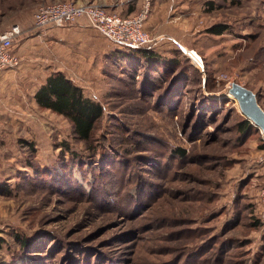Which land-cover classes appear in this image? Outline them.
<instances>
[{
  "label": "rangeland",
  "instance_id": "1",
  "mask_svg": "<svg viewBox=\"0 0 264 264\" xmlns=\"http://www.w3.org/2000/svg\"><path fill=\"white\" fill-rule=\"evenodd\" d=\"M61 1L125 17L145 2L0 0V33L23 30L21 70L0 75V264H264V137L240 132L247 119L229 94L238 84L264 109V0H162L156 12L150 0L158 51H178L199 74L186 69L176 94H151L111 55L76 84L104 108L89 143L33 98L53 57L33 15Z\"/></svg>",
  "mask_w": 264,
  "mask_h": 264
},
{
  "label": "trees",
  "instance_id": "2",
  "mask_svg": "<svg viewBox=\"0 0 264 264\" xmlns=\"http://www.w3.org/2000/svg\"><path fill=\"white\" fill-rule=\"evenodd\" d=\"M221 1L230 2L234 5L239 3V0ZM226 29L224 25L213 26L210 32L220 36ZM157 43V41H154L150 45L136 48L124 47L121 51H118L116 57L120 58L125 65L133 68V74L141 75L142 72L141 89L143 91L148 89V86H146L148 84L151 94L161 89L164 91L170 90V95L176 94L180 89L177 88L179 85L178 80L179 78L185 79L188 69L192 70L194 74L199 73L186 62H180L178 51L173 50L176 55H170V57L161 54L157 49ZM174 74L176 77L171 80L170 77ZM34 98L41 109L63 116L71 122L75 138L84 143H89L92 140L97 129V123L104 116V108L100 103L86 96L80 86L61 74L49 76L46 82L38 88ZM239 128L240 132L248 133L254 129V125L251 121L244 120ZM255 128L259 130L256 126ZM2 242L3 239L0 238V248ZM87 261L89 264H94L92 258L87 259Z\"/></svg>",
  "mask_w": 264,
  "mask_h": 264
},
{
  "label": "built area",
  "instance_id": "3",
  "mask_svg": "<svg viewBox=\"0 0 264 264\" xmlns=\"http://www.w3.org/2000/svg\"><path fill=\"white\" fill-rule=\"evenodd\" d=\"M150 4V0H145L141 10L130 17L110 13L104 6L93 3L61 1L41 4L33 15V25L37 30H47L65 27L81 18H86L91 27L122 48L144 47L155 41L145 27L151 12ZM22 33L23 30L19 25H13L0 33V74L19 66L20 58L14 48ZM173 42L192 60L199 71L204 70V61L199 54L197 56L195 50L188 49L176 39ZM184 48L188 49V53Z\"/></svg>",
  "mask_w": 264,
  "mask_h": 264
},
{
  "label": "crops",
  "instance_id": "4",
  "mask_svg": "<svg viewBox=\"0 0 264 264\" xmlns=\"http://www.w3.org/2000/svg\"><path fill=\"white\" fill-rule=\"evenodd\" d=\"M159 1V4H155L156 8H153V12L162 9V6L166 5L162 0ZM111 6L112 5H106L105 8L110 13L119 12L118 9H109ZM153 12L150 15V20H152V22L154 17ZM133 13L135 12L132 11L127 17H130ZM169 34L170 33H165L162 35ZM47 35L52 36L50 45L53 46V57L48 75H46V71L43 70V76H47L48 78L53 74H61L75 84L81 83L82 77L84 76V78H87V75L92 70L102 69L105 63L110 60L111 55H116L117 52L122 49L121 46L110 41L101 32L91 27L86 18H81L76 23L68 24L65 27H55L47 29L46 31L44 30V33H42L40 37ZM39 46L37 50L40 53L41 48ZM15 53L20 59L22 58V55L17 52ZM27 66H23V69H28ZM19 67L21 70L22 59ZM8 71H4L0 75ZM46 80L47 79H45L40 86H42ZM38 88L34 91L33 98Z\"/></svg>",
  "mask_w": 264,
  "mask_h": 264
},
{
  "label": "water",
  "instance_id": "5",
  "mask_svg": "<svg viewBox=\"0 0 264 264\" xmlns=\"http://www.w3.org/2000/svg\"><path fill=\"white\" fill-rule=\"evenodd\" d=\"M238 102L242 114L256 126L264 137V109L258 102L257 95L238 84H233L229 91Z\"/></svg>",
  "mask_w": 264,
  "mask_h": 264
}]
</instances>
